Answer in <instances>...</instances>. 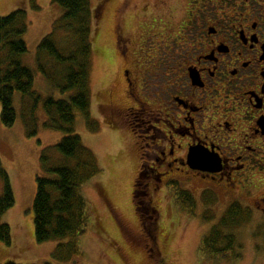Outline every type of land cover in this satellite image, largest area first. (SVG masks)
<instances>
[{
  "label": "rangeland",
  "instance_id": "rangeland-1",
  "mask_svg": "<svg viewBox=\"0 0 264 264\" xmlns=\"http://www.w3.org/2000/svg\"><path fill=\"white\" fill-rule=\"evenodd\" d=\"M104 1L90 0L94 16L88 78L90 109L88 118L75 113L73 126L82 145L94 155L99 174L81 188L90 221L78 239V251L65 246L62 258L66 259L57 260L53 253L59 241L36 242L32 206L36 179L42 174L43 151L52 154L53 147L64 138L60 132L44 127L43 101L67 100L71 94L61 95L49 85L38 71L37 55L38 45L53 33L54 24L64 11L54 0H0V18L19 10L25 12L28 26L23 42L27 53L20 57V62L33 72V92L40 98L35 106L32 98L15 93L12 100L15 123L5 127L0 120V166L7 175L14 199V206L0 221L10 232V244L0 242V264H264V224L252 212L246 216L248 221L244 225L228 231L236 237L240 249L223 259L202 256L203 238L235 200L207 193L209 199L202 190L209 192L210 188L196 178L174 180L194 198L193 215L176 205L174 190L163 189L152 194L159 215L155 244L151 245L154 251L147 250L132 203L139 168L137 148L129 129L119 123L113 109L122 110L127 105L122 74L132 70L131 60L140 65L174 55L181 1ZM116 33L127 39L123 41L129 48L126 57L122 55L124 49L115 46ZM69 36L63 31L54 33L53 41L63 54L68 52ZM41 61L51 60L42 56ZM32 133L34 136L29 137ZM3 191L4 183L0 179V197ZM259 194L260 191L255 197Z\"/></svg>",
  "mask_w": 264,
  "mask_h": 264
},
{
  "label": "flooded vegetation",
  "instance_id": "flooded-vegetation-1",
  "mask_svg": "<svg viewBox=\"0 0 264 264\" xmlns=\"http://www.w3.org/2000/svg\"><path fill=\"white\" fill-rule=\"evenodd\" d=\"M180 1L174 55L131 60L127 105L113 109L137 148L132 203L150 252L152 194L180 178L206 183L204 195L235 200L264 224V0ZM116 38L126 57L127 39Z\"/></svg>",
  "mask_w": 264,
  "mask_h": 264
},
{
  "label": "trees",
  "instance_id": "trees-1",
  "mask_svg": "<svg viewBox=\"0 0 264 264\" xmlns=\"http://www.w3.org/2000/svg\"><path fill=\"white\" fill-rule=\"evenodd\" d=\"M64 11L55 22L53 33L38 45V71L49 85L61 95L70 93L67 100L48 98L43 101L46 115L44 127L60 132L64 138L53 147L52 154L44 150L40 158L41 175L36 179V195L32 206L35 239L38 244L59 241L53 257L62 258L65 246L74 249L78 239L85 233L90 221L88 205L81 195V188L99 174L94 155L85 148L73 129L75 113L89 116L90 95L88 88L92 56L91 30L93 12L90 0H54ZM23 10L0 18V120L5 127L16 121L12 100L15 93L30 97L37 105L40 98L33 92V72L23 67L20 57L27 53L23 36L27 20ZM63 31L70 36L69 48L63 54L53 41L54 33ZM42 56L51 61L42 62ZM33 109H35L33 107ZM35 133L30 134L33 137ZM0 179L4 191L0 197V221L14 206V199L6 173L0 166ZM173 183L176 205L194 214L195 201L190 193ZM180 189L181 193L177 190ZM249 210L232 204L203 238L200 253L205 258H227L240 249L236 237L229 233L244 225ZM210 218H205L207 221ZM156 229V228H155ZM152 230V237L156 230ZM148 233V232H147ZM146 233V234H147ZM0 242L10 244V232L0 224ZM67 242V244L65 243ZM238 257L236 256L235 259ZM12 264V263H7Z\"/></svg>",
  "mask_w": 264,
  "mask_h": 264
},
{
  "label": "water",
  "instance_id": "water-1",
  "mask_svg": "<svg viewBox=\"0 0 264 264\" xmlns=\"http://www.w3.org/2000/svg\"><path fill=\"white\" fill-rule=\"evenodd\" d=\"M193 157H190V164H192V162H193V159H192ZM198 163H201V162H198Z\"/></svg>",
  "mask_w": 264,
  "mask_h": 264
}]
</instances>
